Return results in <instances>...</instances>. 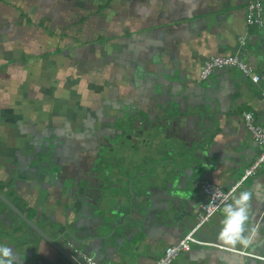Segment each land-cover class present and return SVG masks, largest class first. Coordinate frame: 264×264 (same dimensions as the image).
I'll return each instance as SVG.
<instances>
[{"label": "crops", "instance_id": "0c3cea01", "mask_svg": "<svg viewBox=\"0 0 264 264\" xmlns=\"http://www.w3.org/2000/svg\"><path fill=\"white\" fill-rule=\"evenodd\" d=\"M247 5L0 0V264H69L2 199L66 252L63 240L79 238V264H154L190 233L223 249L192 246L171 264H264V166L243 176L262 152L243 113L264 125V0L261 27ZM223 56L259 82L234 68L201 80ZM180 153L183 165L168 161ZM203 182L234 196L199 226Z\"/></svg>", "mask_w": 264, "mask_h": 264}, {"label": "built area", "instance_id": "2783aa9c", "mask_svg": "<svg viewBox=\"0 0 264 264\" xmlns=\"http://www.w3.org/2000/svg\"><path fill=\"white\" fill-rule=\"evenodd\" d=\"M263 0H248L246 20L250 26L261 27L263 24ZM234 68L241 72L243 75L250 77L253 83L259 82V77L254 75L249 65L243 62L236 56H223L212 57L202 67L200 71V79L206 80L210 75L218 70ZM243 120L248 132L252 138L262 146V152L256 158V160L244 170L243 176H253L259 169L264 166V125L258 126L255 124L253 114L251 112L243 113ZM201 190L205 195L204 203L201 204L202 213L198 217L199 226L208 222L213 214L219 211L223 206L229 204L234 196L233 190L223 191L219 187L210 182H203L201 184ZM192 246H205V247H217L222 248L213 243L202 242L195 238L194 234L190 233L186 235L180 242L175 245L166 248L164 254L157 259L154 264H171L175 258L183 253H187L191 250ZM232 252L243 254L249 257H255L254 255L246 252H241L233 249H229ZM257 257V256H256ZM255 257V258H256ZM87 264H97L90 258H86Z\"/></svg>", "mask_w": 264, "mask_h": 264}, {"label": "water", "instance_id": "95a60500", "mask_svg": "<svg viewBox=\"0 0 264 264\" xmlns=\"http://www.w3.org/2000/svg\"><path fill=\"white\" fill-rule=\"evenodd\" d=\"M135 119V118H134ZM132 119L131 121H133V123H134V127L136 128V132L134 133L135 135H136V137H137V135L139 136L140 134H141V130H142V132H147V138H148V144H150L149 145V148L150 149H152V154L154 155V154H157V155H160V153H159V149H160V142L159 141H157V138L154 136V133L150 130V128H152L151 126H147V125H144V124H142L141 123V121L140 120H138V119ZM112 144H113V146L114 147H120L121 148V144H119V145H115V141H112ZM107 148H110V146L109 145H107L106 146V149ZM103 150H104V148H103ZM106 154H108V153H106V151H104L103 153H102V155L101 156H105ZM45 155L44 154H38V153H35L34 154V159L35 160H38V158H40V157H44ZM99 160L101 159V158H98ZM185 157H184V153H180V155L176 158V159H168V161H170L171 163H174L177 167L178 166H180V165H183L184 163H185ZM40 163V162H39ZM48 163H44L43 164V166L44 165H47ZM54 167H56V169L54 168ZM52 166V165H50V169L52 170V171H55V172H58L59 171V168H61V164L60 163H58L57 164V166ZM107 170V169H106ZM103 170L102 171V174H101V176H103L104 178H108L109 177V171L107 170ZM169 169H168V167L166 168V170L165 171H168ZM53 175V174H52ZM119 176H120V178L122 179L123 177H125L126 176V173H123L122 171L120 172V174H119ZM105 180V179H104ZM79 180H77V183L76 184H74V185H71V188H72V191L74 190V192L75 193H79L80 191H81V188L79 189V187H78V183L79 182H81V181H79ZM106 181V180H105ZM130 184H131V182H130ZM72 186H74V187H72ZM103 188H104V190L103 191H101L102 193H101V195H102V204H107V203H110L111 201H112V198H111V193L110 192H108V191H106V189H107V185L105 184L104 186H103ZM129 189V188H128ZM82 191H83V189H82ZM122 191H125V189H123L122 188ZM0 198H1V196H0ZM2 200H4V202H5V204L12 210V211H14L15 212V214L20 218V219H22L29 227H31L35 232H36V234H38V236H40L45 242H47L54 250H56L60 255H61V257L62 258H64L65 260H67L68 262H69V264H79L78 263V259L80 260V258H81V256L79 255L78 257H76V256H74L73 255V252L76 254V250L77 251H79V250H81V248H80V246L79 245H77V244H73V240H74V242L76 241V242H79V238H77V237H75L74 239H71V240H68V241H66V240H63V247L65 248V249H67L68 251H70L71 252V254H69L68 253V251L66 252L65 250H63L62 248H61V244H59V243H57L56 241H54L53 239H51V238H49L48 237V235L45 233V232H43L40 228H38L33 222H31V221H29L27 218H25L24 217V215L22 214V213H20L18 210H17V208H15L14 207V205L13 204H10L9 202H7L5 199H2ZM64 226H66V225H64ZM63 226V227H64ZM51 227H52V229H54L55 231H59V229H61V227L60 226H56V225H51ZM66 232V235H68V231H65ZM75 247V248H74ZM76 249V250H75ZM77 255V254H76ZM77 260H76V259Z\"/></svg>", "mask_w": 264, "mask_h": 264}, {"label": "clouds", "instance_id": "9594fccd", "mask_svg": "<svg viewBox=\"0 0 264 264\" xmlns=\"http://www.w3.org/2000/svg\"><path fill=\"white\" fill-rule=\"evenodd\" d=\"M250 199V193H243L241 196V200L242 201H247ZM241 212H243V209L241 210Z\"/></svg>", "mask_w": 264, "mask_h": 264}]
</instances>
